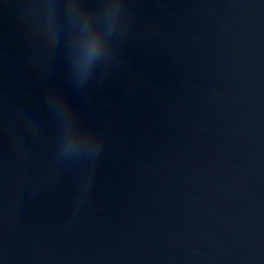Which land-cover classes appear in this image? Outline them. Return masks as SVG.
<instances>
[{"label":"water","instance_id":"obj_1","mask_svg":"<svg viewBox=\"0 0 264 264\" xmlns=\"http://www.w3.org/2000/svg\"><path fill=\"white\" fill-rule=\"evenodd\" d=\"M0 264H264V0H0Z\"/></svg>","mask_w":264,"mask_h":264}]
</instances>
